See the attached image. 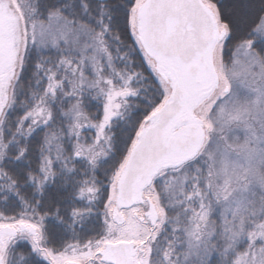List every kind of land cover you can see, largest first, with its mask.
<instances>
[{
	"label": "snow or ice",
	"instance_id": "6c2138e0",
	"mask_svg": "<svg viewBox=\"0 0 264 264\" xmlns=\"http://www.w3.org/2000/svg\"><path fill=\"white\" fill-rule=\"evenodd\" d=\"M0 264H264V0H0Z\"/></svg>",
	"mask_w": 264,
	"mask_h": 264
}]
</instances>
